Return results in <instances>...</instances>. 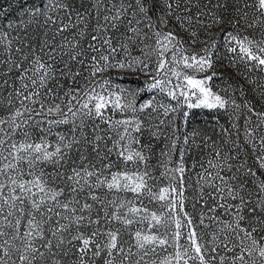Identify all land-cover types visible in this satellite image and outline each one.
Masks as SVG:
<instances>
[{
    "label": "rangeland",
    "instance_id": "obj_1",
    "mask_svg": "<svg viewBox=\"0 0 264 264\" xmlns=\"http://www.w3.org/2000/svg\"><path fill=\"white\" fill-rule=\"evenodd\" d=\"M0 264H264V0H0Z\"/></svg>",
    "mask_w": 264,
    "mask_h": 264
}]
</instances>
